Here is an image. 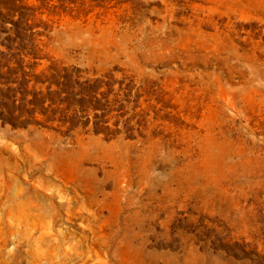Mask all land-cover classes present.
I'll return each mask as SVG.
<instances>
[{"label":"rangeland","instance_id":"rangeland-1","mask_svg":"<svg viewBox=\"0 0 264 264\" xmlns=\"http://www.w3.org/2000/svg\"><path fill=\"white\" fill-rule=\"evenodd\" d=\"M0 264H264V0H0Z\"/></svg>","mask_w":264,"mask_h":264}]
</instances>
